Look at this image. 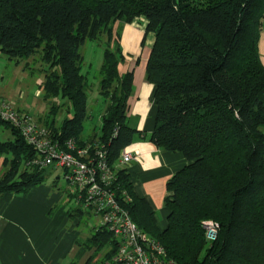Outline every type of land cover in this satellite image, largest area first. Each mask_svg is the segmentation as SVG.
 <instances>
[{
  "label": "trees",
  "instance_id": "16d2710c",
  "mask_svg": "<svg viewBox=\"0 0 264 264\" xmlns=\"http://www.w3.org/2000/svg\"><path fill=\"white\" fill-rule=\"evenodd\" d=\"M140 18L146 21L142 44L149 33L155 38L146 66L154 85L150 140L187 160L167 183L164 225L118 165L137 132L127 116L134 73L119 69L121 27ZM263 19L264 0H0V51L27 68L39 56L41 66L33 69L44 76L40 87L50 105L39 122L61 142L105 145L123 206L170 259L264 264ZM102 37L99 93L106 106L99 134L84 138L90 116L81 48ZM58 96L72 106L60 124L61 106L52 100ZM0 124L11 134L0 140V197L44 184L54 167L28 166L35 148L9 122L0 118ZM69 213L92 215L76 206ZM206 220L220 226L213 242L206 238ZM85 246L92 251L89 262L107 248L99 264H114L117 241L107 229L95 230Z\"/></svg>",
  "mask_w": 264,
  "mask_h": 264
},
{
  "label": "crops",
  "instance_id": "0c3cea01",
  "mask_svg": "<svg viewBox=\"0 0 264 264\" xmlns=\"http://www.w3.org/2000/svg\"><path fill=\"white\" fill-rule=\"evenodd\" d=\"M134 23L143 25L141 33L144 34L145 19L140 18ZM151 36L145 49L141 45L139 47V44L130 46V49L127 48L135 55L141 52L142 58L139 56L128 58L119 66L121 74L129 71L134 73L133 91L128 99L127 116L129 125L137 132L132 143L125 150L138 151L139 155L128 164L119 163L118 165L127 168L135 191L151 202L156 214L159 210L164 212V220L160 221V224L164 225L167 183L179 169L187 164V160L181 153L166 151L150 140L155 127L152 102L154 85L146 78L147 60L155 39L153 34ZM134 46L137 47L136 50H133ZM260 56L264 61L263 52ZM10 65L14 66L11 74L8 75ZM26 66V62L16 64L0 51V97L10 100L18 111L31 114L32 109L38 108V100L34 99V96L42 91L40 84L43 74L39 72L33 81V84L39 86L40 90L32 96L34 99L32 101L30 94L28 96L22 89V87L29 88L30 85L24 83L16 85V69H21L23 74L37 73V70ZM96 101L98 102V99ZM102 104L98 108V113L100 109L103 111L105 109L106 103L103 99ZM47 113L38 114L36 117L31 115L36 120L42 121ZM93 114L94 111L89 114L86 138L99 134L92 132L96 126ZM102 115L103 113H100L98 119L100 126ZM67 192L64 202L71 198L69 188ZM58 198L59 201L62 199L60 194L44 184L33 187L27 193L6 194L0 197V264H99L103 254L99 253L92 262H89L92 251L88 250L84 244V240H87L97 230L98 223H95L92 234L87 238L79 230H71L70 233L63 234L65 225L69 221V208L64 207L53 217L46 216L47 206L55 203ZM75 218L78 220H75L72 225L81 219L78 216Z\"/></svg>",
  "mask_w": 264,
  "mask_h": 264
},
{
  "label": "built area",
  "instance_id": "2783aa9c",
  "mask_svg": "<svg viewBox=\"0 0 264 264\" xmlns=\"http://www.w3.org/2000/svg\"><path fill=\"white\" fill-rule=\"evenodd\" d=\"M0 118L18 129L37 156L27 165L61 169L75 206L98 219L97 229H107L117 241L114 264H178L168 257L164 246L146 234L123 206L117 176L108 162L104 144L80 147L74 138L61 142L50 129L32 115L18 111L14 104L0 97ZM139 152L122 150L119 163L128 164ZM125 199L130 200L126 191ZM219 224L204 221L206 238L218 237Z\"/></svg>",
  "mask_w": 264,
  "mask_h": 264
},
{
  "label": "rangeland",
  "instance_id": "374dc122",
  "mask_svg": "<svg viewBox=\"0 0 264 264\" xmlns=\"http://www.w3.org/2000/svg\"><path fill=\"white\" fill-rule=\"evenodd\" d=\"M134 22L123 24L121 27V40L119 41V44H121L124 61H126V59L128 60V58H136V56H139V58H142L141 56L142 53L140 52L139 54L135 55L134 52L129 50L130 46L134 44H139V47L141 45V47L145 49L146 44H148L150 41V38H152L151 36L152 33L147 34L146 41L144 44H142L144 34H145V33L144 34L141 33L143 25L141 23H134ZM117 26L118 25L116 24L115 29L117 28ZM104 42H105L104 37H102L101 40H95V41L87 40L81 48V52H82L83 59H84L83 64H82V72L87 76V80H88L87 92H88L89 114H91L94 111V114H93L94 122H96V126L92 130L93 133L100 132L101 126H100V122H98L99 121L98 119H99L100 113H104V111L101 109L99 110V113H98V108L100 107V105H103L102 104L103 98L99 93V82H100V77H101L100 70H101V66L103 63V51L105 48L104 45L106 44ZM128 47L129 49H127ZM258 47H259V53L261 52L264 53V19H263V29L260 34L259 40H258ZM136 49L137 47L134 46L133 50H136ZM261 58L262 57L260 56V59ZM262 60L263 58L261 59V62L264 65V61ZM30 63H31L30 65L31 68L33 67L38 68L39 66H41V63L39 61V56H37L36 61L31 60ZM13 66L14 65H10V68H9L10 70L7 72L8 75L11 74L13 70ZM38 74L39 72L35 73L34 75L33 74L30 75L29 72L26 74H23L21 69H16V85H19V83L30 85L29 88L22 87V89L28 94V96L30 94L32 101L34 99L38 100V103H37L38 108L36 110H33V109L31 110V114L34 115L35 117L38 116V114H43L45 112H48L50 109L49 103L44 100L43 91H41V93L39 92V94L37 95L35 94L37 90H40L39 86L37 85L35 86L33 84V81L35 77L38 76ZM43 77H42V81H43ZM33 95H36L34 96V99L32 97ZM97 99H98V102L96 101ZM52 100L53 102H56L57 104L61 106L55 117L58 124H60L66 117H69L71 115L72 106H71L70 101L68 99L63 98L62 96L55 97V99H52ZM88 123L89 122L85 123L86 130L83 133L84 138L88 136V127H89ZM3 127L4 126L0 124V140H7L11 138V134L9 130L4 129ZM4 170L5 168L2 167V159H0V176L2 175ZM44 185L49 186L50 188H52V190L60 194V198L62 197L60 201L58 198L55 203L49 204L47 206L46 216L53 217L55 214H57L58 211L63 210L64 207H67V209L75 208V204L73 201L66 200V202H64V199L67 198L68 185L63 177V172L61 169H56V170L49 169V172L47 174V179L44 182ZM157 215L160 221L164 220L165 215L163 211L159 210L157 212ZM80 218L81 219L77 223H75V225H72V223L74 224L75 220H78V219L71 216L69 213V217H68L69 221L65 225L63 234H68L71 232V230H75V231L79 230L81 233H83L86 236V238L87 236H90L94 230L95 223H98L97 219H95V217L87 213L82 215ZM85 243H86V240H84V244ZM106 250L107 248L102 250V252L105 253ZM101 257L103 258V255Z\"/></svg>",
  "mask_w": 264,
  "mask_h": 264
}]
</instances>
